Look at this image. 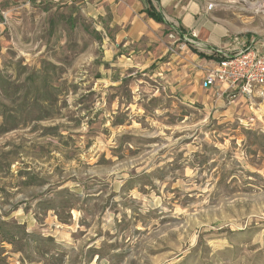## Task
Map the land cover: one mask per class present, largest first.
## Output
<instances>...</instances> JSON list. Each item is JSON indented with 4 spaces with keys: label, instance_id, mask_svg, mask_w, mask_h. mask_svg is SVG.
<instances>
[{
    "label": "rangeland",
    "instance_id": "obj_1",
    "mask_svg": "<svg viewBox=\"0 0 264 264\" xmlns=\"http://www.w3.org/2000/svg\"><path fill=\"white\" fill-rule=\"evenodd\" d=\"M192 1L213 48L264 38V0ZM107 35L74 5L0 9V264H264V87L182 85L171 55L219 54L134 65Z\"/></svg>",
    "mask_w": 264,
    "mask_h": 264
},
{
    "label": "crops",
    "instance_id": "obj_2",
    "mask_svg": "<svg viewBox=\"0 0 264 264\" xmlns=\"http://www.w3.org/2000/svg\"><path fill=\"white\" fill-rule=\"evenodd\" d=\"M18 0H0V9L2 6ZM21 1V0H19ZM24 1V0H23ZM41 1V0H38ZM53 3L74 5L81 9L84 15L97 21L99 28L107 35V59L115 58L119 51L125 49L131 55L130 62L134 65L140 64L148 66L157 58L162 59L167 55V35L172 28L179 25L185 31H197L199 39L205 43L206 50L213 47L211 43V33L207 39L206 31L210 28L201 22L200 16L196 12L198 4L194 1L182 4L181 0H49ZM153 7L164 17V22H159L146 13V9ZM204 41V42H203ZM220 44V43H219ZM202 49V48H201ZM122 53V52H121ZM200 55L197 51L181 54H173V60H177L180 73L186 74L179 77L180 84L187 83L191 75L189 71H197L192 81L198 83L201 90H206L210 94L221 92L225 86H204V80L209 69H211L216 59H212L214 65L207 67L202 62L198 64ZM202 56V54H201ZM206 57V56H202ZM171 61V60H170ZM143 63V64H141ZM163 66L169 65L164 62ZM196 84L190 86L195 90ZM188 88V90H189ZM209 94V96H210Z\"/></svg>",
    "mask_w": 264,
    "mask_h": 264
},
{
    "label": "built area",
    "instance_id": "obj_3",
    "mask_svg": "<svg viewBox=\"0 0 264 264\" xmlns=\"http://www.w3.org/2000/svg\"><path fill=\"white\" fill-rule=\"evenodd\" d=\"M168 36L170 42L167 50L172 53L175 48L179 50L202 44L179 26L172 28ZM243 43L241 50L235 53L223 47L208 49L211 53L219 54V57L208 70L204 86H225L219 94H227L231 98L236 96L237 91L251 95L256 88L264 87V38H253ZM236 44H239V39Z\"/></svg>",
    "mask_w": 264,
    "mask_h": 264
},
{
    "label": "trees",
    "instance_id": "obj_4",
    "mask_svg": "<svg viewBox=\"0 0 264 264\" xmlns=\"http://www.w3.org/2000/svg\"><path fill=\"white\" fill-rule=\"evenodd\" d=\"M146 13L153 17L154 19H156L159 22H164V17L163 15L158 12L156 9H154L153 7H149L148 9H146ZM210 58H213V56H209Z\"/></svg>",
    "mask_w": 264,
    "mask_h": 264
}]
</instances>
